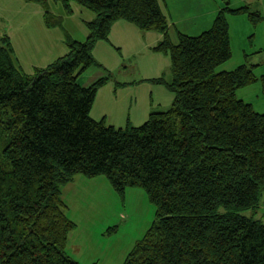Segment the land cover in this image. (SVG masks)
<instances>
[{"label": "trees", "instance_id": "1", "mask_svg": "<svg viewBox=\"0 0 264 264\" xmlns=\"http://www.w3.org/2000/svg\"><path fill=\"white\" fill-rule=\"evenodd\" d=\"M44 9L47 27L64 31L68 48L46 68L27 73L9 36L0 35V264H80L68 250L77 227L62 189L82 175L105 176L124 195L143 188L156 219L121 264H264V222L245 212L264 192V113L237 98L261 81L253 67H218L232 58L228 15L262 18L230 0L213 26L171 41L159 0H25ZM93 12L89 35L75 40L49 2ZM129 21L163 34L155 48L171 58L174 101L140 126L116 128L91 117L108 77L84 87L78 77L98 65L93 49L112 25ZM66 29V30H65Z\"/></svg>", "mask_w": 264, "mask_h": 264}, {"label": "crops", "instance_id": "2", "mask_svg": "<svg viewBox=\"0 0 264 264\" xmlns=\"http://www.w3.org/2000/svg\"><path fill=\"white\" fill-rule=\"evenodd\" d=\"M11 1L13 5L9 6L5 0H0V21L11 30H16V38L7 36L13 45L17 62L27 73H33L35 68H46L67 54L63 29L46 26L43 7L25 0ZM233 1L230 0L233 8L248 5L251 11L259 12L262 18L255 26L264 30V0H236L235 5ZM18 4L29 8L32 16L36 17L32 28L29 29L14 11L13 7ZM159 5L169 20L171 41L177 43L180 33L197 36L209 30L226 2L159 0ZM238 22H245L248 30L253 27L246 14H229L231 47L233 30ZM162 40L163 34L159 32L142 31L129 21L119 20L112 25L107 40L96 42L93 57L98 65L90 67L78 77L79 84L84 87L92 85L102 77H108L95 97L91 109L93 119H104L116 128L137 127L145 123L151 114L165 111L172 105L174 94L164 84L152 82L160 78H164L167 83L173 80L170 56L155 50ZM79 177L80 175L76 176L74 180ZM98 179L104 177L95 178ZM80 248V243L71 244L69 235L68 250L76 260V251Z\"/></svg>", "mask_w": 264, "mask_h": 264}, {"label": "rangeland", "instance_id": "3", "mask_svg": "<svg viewBox=\"0 0 264 264\" xmlns=\"http://www.w3.org/2000/svg\"><path fill=\"white\" fill-rule=\"evenodd\" d=\"M5 2L9 6L13 5L11 0ZM71 5L73 13L70 15H67L62 4L54 1L49 2V9L54 15L63 17L65 28L75 40L83 42L90 32L86 23L96 16L77 3ZM13 8L19 19L29 29L32 28L36 17L32 16L29 8L20 4ZM255 25L248 30L245 22L235 24L232 58L219 66L218 71L222 68L230 71L247 64L254 66L253 70L259 78L264 74V34L262 28ZM15 31L0 21V35L16 38ZM237 98L251 103L255 111L264 113V91L260 80L238 89ZM103 177L95 180L80 175V179L77 178L62 189V197L68 207L66 214L77 225L70 233V241L71 244H81V248L76 251L80 264H98L99 261L100 264H121L123 256L144 236L156 219V207L143 188L129 187L122 196L113 189L108 178ZM245 214H254L264 222V192L257 212L247 211Z\"/></svg>", "mask_w": 264, "mask_h": 264}]
</instances>
